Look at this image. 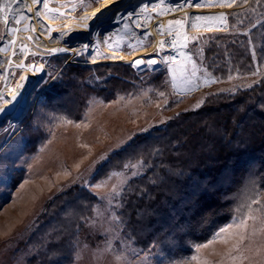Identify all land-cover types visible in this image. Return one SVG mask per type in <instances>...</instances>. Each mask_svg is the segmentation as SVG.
Segmentation results:
<instances>
[{"label": "trees", "instance_id": "16d2710c", "mask_svg": "<svg viewBox=\"0 0 264 264\" xmlns=\"http://www.w3.org/2000/svg\"><path fill=\"white\" fill-rule=\"evenodd\" d=\"M240 6L228 13L226 31L203 37L201 63L225 88L206 90L199 107L200 101L171 113L163 125L136 133L109 153L93 176L97 181L125 170L126 163L145 161L115 208L121 237L144 256L170 263L190 258L194 245L206 243L230 222L246 187L258 186L264 202V0L244 6L240 0ZM257 68L258 74L251 75ZM58 75L22 131L29 157L44 147L51 129L80 122L93 99L107 103L144 93V107L159 104L163 111L174 110L184 99L172 91L163 68L142 75L124 62L66 63ZM24 175L23 169L15 170L11 187ZM65 185L37 213L22 244L28 251L25 264L75 263L97 196L78 183Z\"/></svg>", "mask_w": 264, "mask_h": 264}, {"label": "rangeland", "instance_id": "374dc122", "mask_svg": "<svg viewBox=\"0 0 264 264\" xmlns=\"http://www.w3.org/2000/svg\"><path fill=\"white\" fill-rule=\"evenodd\" d=\"M66 1L65 19H80L81 16L87 14L88 10L102 2V0H95L94 3H91L89 7L83 10L77 8L73 15L70 16L67 13H70L72 0ZM173 2H177V0H164V3H160V0H123L122 5H116L119 8L117 14L127 16L128 13H135V15L123 23L105 25L100 30L102 31L101 36L89 35V32L95 29V25L91 21L85 23L89 25V28L74 29L61 39L58 36L59 31L57 29L54 30L53 34L58 36L63 44H68L70 48L90 44L98 46L99 50L87 49L79 55L76 52L59 53L47 50L46 52L29 56L27 63L38 61L44 65L46 73L43 79L46 83L42 89L33 91L30 107L20 120L12 121L13 127L9 128L7 123L0 120V264H25L28 251L24 247L22 248V244L32 228L37 213L43 202L56 190L66 187V185H62L67 182L71 184L78 183L93 191L97 196L95 208L99 206L101 211L106 210L105 217L110 216L115 211V208L109 206L107 200L101 201L97 193H106L111 188V185L116 183V178L109 181L106 188L94 189L89 186L105 181L109 176L92 181L94 174L106 160L108 154L123 147L136 133L145 131L143 129L148 130L152 127L163 125L171 113L194 107L206 90L225 88V85H219L218 83L204 85L201 82L199 87H194L192 90H184L185 87L181 84V81L186 80V77L191 73L193 61L199 69L198 75L205 71V67L201 63L205 46L203 37L206 33L215 32L216 30L194 31L190 27L186 28L190 40L198 32L203 34L200 40L189 44V51L193 55V60L187 59L186 56H175L176 59L170 66L164 61V58L171 56L169 55L171 53L154 47L156 35L153 33V29L158 30L156 33L160 34L159 36L164 34L166 30L163 29L162 33V28L160 27L164 18L169 21L176 19L184 21L185 16L182 11L186 9L199 10L202 8V11L213 10V12L221 9L218 5L202 4L199 8L184 5L185 9L173 12L169 10L170 7L175 6ZM143 3L149 5L151 10L153 4L159 5V9L162 7L165 9L163 8L159 12L151 11L150 15H148L144 11H139ZM41 4L43 3L41 2ZM167 4L169 8L166 6ZM50 7L59 8L56 0H52ZM234 7L235 5L232 8H226L227 20L228 13ZM38 9L42 10L40 7ZM56 18L57 15L50 16L52 20ZM39 20H45L46 22L43 17H40ZM137 24L140 27H136ZM181 30L182 26L177 25L174 33L179 32L181 34ZM110 31L115 34L107 42H103V36H107ZM0 36H4V26L1 19ZM3 40L4 38L0 39V48ZM111 51L129 56L140 53L138 59L143 61L156 59L158 63L156 65L142 64L134 67L131 61L117 60L116 55L111 56ZM97 58L99 59L96 61L95 59ZM103 62H124L130 64L142 75L149 70L163 68L166 70V81L172 91L184 99L172 111H163L158 106L159 104L144 107L141 102L142 98L145 97L144 93L138 97H130L129 99L117 98L107 103L99 99H93L80 122H67L57 126L55 129H51L44 147L40 148L36 154L30 157L27 156L24 153V135L22 131L36 111L37 103L43 91L59 76L58 74L63 65L66 63L90 65ZM7 63L8 57H3L0 52L1 75L6 73ZM20 74V69L14 71V80ZM173 77L175 78V91L171 83ZM2 89L3 86L0 83V91ZM178 90L183 91L179 92ZM76 125H80V127ZM18 169H23L25 175L19 184L12 188L13 172ZM112 172H124L129 179L133 177L131 170L117 169ZM86 180L89 185H85ZM262 196L264 197V193ZM115 203L116 201H113V204ZM113 226L110 221L102 220L93 211V215L86 223L84 232L79 239L77 253H80V258L77 259L76 257L74 264H196L190 258L181 262L170 263L164 258H150V256H144L139 252H137L139 258L127 252L126 260L117 261L115 257L120 255L121 251L126 252V248L117 240L113 241V247L117 248L116 252L109 251L97 259L92 255V252L98 247L103 248L105 246L107 233L104 230ZM119 240H123L128 247L134 249L129 242L121 237L120 231ZM214 247L217 252L224 250V245L221 243H216ZM201 254L212 261L219 259L218 256L212 255L211 247L201 249Z\"/></svg>", "mask_w": 264, "mask_h": 264}, {"label": "snow or ice", "instance_id": "6c2138e0", "mask_svg": "<svg viewBox=\"0 0 264 264\" xmlns=\"http://www.w3.org/2000/svg\"><path fill=\"white\" fill-rule=\"evenodd\" d=\"M43 3V8L46 13H52L54 16L59 15L63 17L65 15L64 12L61 11L60 8H50L49 0H31L32 5ZM95 0H72L70 11H76L77 8L83 10L90 6L91 3H94ZM160 3H164V0H160ZM244 5L249 4V0H242ZM110 7H105L103 9H96L95 12L91 14H85L80 17L81 20L91 21L93 25H95V29L89 32V35L101 36V29L104 28L105 25H113L114 23H123L125 20L130 19L135 13H128L127 16L118 15L119 8L116 5H122L123 0H109ZM218 5L221 8H232L234 5L237 7L240 6V0H177V3L174 7H170L171 11H178L184 5H188L190 7L199 8L201 5ZM257 4L259 5V0H257ZM14 5H22V7H13ZM149 5L142 4L141 9L143 11H147ZM159 5L153 4L152 11L155 12ZM27 8L28 12H32L33 8L24 3V0H2L0 2V18H2V22L5 28L4 36H0V39H3L7 36L8 33H12V38L9 39V45H15L16 36L15 34L21 29L18 27L12 26V22L14 21L15 25H20L23 20H30L31 17H26L24 15L23 9ZM255 11V9H252ZM161 14H163L161 12ZM41 15L40 11L35 12V16L39 17ZM200 21L211 22V23H198ZM243 23V21H240ZM218 23L220 27H214V24ZM259 24L260 21L258 20ZM170 26L169 35L171 36L173 33L171 31L177 25L185 26L190 28L199 29L201 27L205 28L206 31H226L228 27L227 14L224 12L219 13L215 16H189L186 21L182 20H170L168 21ZM85 28H89L88 24L84 25ZM136 27H140L139 24ZM163 28V25L160 26ZM255 27V25H252ZM35 31V27L31 25H25L24 29ZM49 31H51L49 29ZM114 32H109L107 36H103V42H107ZM61 37L67 36L68 32H61ZM202 33H199L189 39L187 34L183 35V43H180L181 34L179 32L176 33L175 39L171 41V47L176 48L180 47L185 49V52L181 53L186 56L187 59L193 60V55L189 51V44L195 41H198L202 38ZM27 39H33L32 36H28ZM164 41L160 42L159 47L162 49L164 46ZM89 47H95V45L83 44L80 49L75 50L79 55L82 51L89 49ZM27 48V45H21L20 52L22 55H26L24 49ZM5 51L4 48H0V52ZM51 52L57 51H70V49H50ZM12 55H16V51L14 50ZM176 57L174 56H166L164 61L168 63L170 66L172 62L175 61ZM94 62V60H93ZM9 65H11V59L8 60ZM158 62L156 59H149L147 61H143L141 59H136L134 61L133 66H140L142 64L146 65H156ZM17 68H34L35 72L39 73L43 69V65H25L23 61L17 63L15 65ZM155 71L156 69H152ZM198 67L196 63L193 61L192 71L186 77V87L184 90H192L194 87H199L201 82L204 85H208L211 83L220 82V78L214 77L211 74L204 72L199 73L198 75ZM259 72V68L256 71H253L251 75L256 76ZM228 80H232L233 76L229 75L227 77ZM27 76L20 75L19 80L17 81L14 88L7 87V78H5V87L6 91H0V120H3L8 124L9 128L13 127V119L17 118L20 114L26 111L30 105L28 102V97L32 95V92H29L26 86ZM43 77H40L33 85L32 91H36L37 89H42L44 87ZM172 87L175 91V78H172ZM220 92L224 91H235V87L230 89H220ZM147 95V94H146ZM159 97H165L164 92L157 93ZM119 99H123L122 97ZM167 101L165 100V104ZM203 101H200L196 106L199 107ZM159 106V105H158ZM68 123H72V121H68ZM80 127V125H76ZM146 130V129H143ZM125 170H131V175L136 176L140 174V170L145 167V161L139 160L135 163L129 162L124 164ZM116 178V183L111 185V188L106 193H97L100 196L101 201L107 200L109 206L116 208L119 206V201L117 197L120 196L123 186L127 184L128 177L125 176L124 172H112L109 174L105 181L89 185V182L86 180L85 185H89L94 189H102L108 186V182ZM113 201H116L113 204ZM97 216L101 217L102 220L110 221L113 227L106 228L104 231L107 233V238L105 240V246L103 248L98 247L92 252V255L99 259L105 253L112 251L116 252L117 248L113 247V241L117 240L122 246L126 248L125 251H121L120 255H117L115 259L117 261H122L127 259V252H130L132 255H135L139 258V254L135 249L128 247L123 240H119V227L122 223L120 216L116 215L115 211L111 213L110 216L105 217V211H101L100 207L94 209ZM216 243H221L224 245V250L217 252L215 250L214 245ZM87 247V246H85ZM212 248V255H216L219 257L218 260L212 261L207 256H203L201 254V249ZM195 254L190 257L192 261H195L196 264H264V202L260 200V193L258 191V186L253 185L252 187H246L243 194L241 195L240 202L237 204L234 209L233 216L230 222L222 227H220L217 231H215L211 239H209L204 244H196L194 245ZM80 258V253H77V259Z\"/></svg>", "mask_w": 264, "mask_h": 264}, {"label": "bare ground", "instance_id": "6f19581e", "mask_svg": "<svg viewBox=\"0 0 264 264\" xmlns=\"http://www.w3.org/2000/svg\"><path fill=\"white\" fill-rule=\"evenodd\" d=\"M134 1H138V0H134ZM52 2V0H49V7H50V3ZM59 8L61 9L62 12L65 13L66 15V3L67 1L66 0H56ZM24 3H26L28 6H31L33 8V11L32 12H28L27 11V8H24L23 11H24V15L26 17H31L30 20H23L21 22L20 25H15L14 24V21L12 22V26L14 27H18L20 28L21 30L18 31L15 36H16V43L15 45H9L8 41L9 39L12 38V33H8L6 37H4V40H3V43H2V47L1 48H4L5 51L1 52L3 57H8V60L11 59V65H9V63H7V71L5 74L1 75L0 74V83H2V86H3V89L1 91H6V87H5V78H7V87L8 88H14L17 81L19 80V77L20 75H25L27 76V81L25 82L26 83V86H27V89L29 90V92H32V89H33V85L36 83V81L38 79H40V77H43L45 76V67H43V69L37 73L35 72L34 68L32 69H29L27 67L25 68H17L15 67V65L17 63H20L21 61H23V63L27 66V65H43L41 62H30V63H27L26 61L28 60L29 56H33V55H36V54H40V53H43V52H46L47 50H50V49H53V48H57V49H70V51H57L59 53H65V52H76L75 50H78L80 49L81 47L80 46H74L72 48H70L68 46V44H63V42H61L59 40V37L60 39L62 38L60 33L61 32H71L72 30L74 29H80L82 27H84L85 23L87 21L85 20H81V19H65L64 16L61 17L59 15H57V18L52 20L50 19V16H52L53 14L51 13H46L44 8H43V4L41 3H38V4H35V5H32L31 3V0H24ZM147 3V2H146ZM177 2H173V4H176ZM144 4V3H143ZM110 4H109V0H102V2L99 3V5L97 6H94L93 8H91L90 10H88L87 14H91L92 12H95L96 9H103L105 7H108ZM42 9L41 11L38 9L39 7ZM168 8H169V5L167 4L166 5ZM13 7H22V5H14ZM242 6H239V7H234L233 9H236V8H240ZM51 8V7H50ZM164 7H162L161 9L157 8L156 11H161ZM227 7L225 8H221L220 10H217V11H214L213 10H204L202 11L201 9L199 10H193V9H189V10H183L185 9L184 7H182L180 9L183 10L182 13H184L183 15L185 16V20L186 21L188 19L189 16H195V15H200V16H215V15H218L219 13L221 12H224L225 14H227ZM165 9V8H164ZM36 11H40L41 15L39 17L35 16V12ZM139 11H143L141 8L139 9ZM151 8L148 7L147 11H144L145 13H147L148 15H150V12H151ZM73 12L74 11H70V13L68 12L67 14H70V16L73 15ZM174 12V11H173ZM40 17H43L44 19H46V22L45 20L41 21L39 20ZM1 21H2V18H0ZM177 20V19H176ZM168 21L166 18H164L161 22V24L163 25V28H162V33H163V29H165L166 31H164V34H162L161 36H159L156 31V29H153V33L156 35V40H155V44H154V47H157L158 49H161L159 47L160 45V42L161 41H164V46L162 48V50H165V52L169 51V55L171 56H184L182 55L181 53L184 52L185 49L183 48H180L179 46L176 47V48H173L171 47V41L173 39H175V27L172 28V34L173 36H170L169 35V30L168 29L170 26L168 24ZM3 23V22H2ZM198 23H211V22H205V21H200ZM25 25H31L33 27H35V31H31L30 29L25 31L23 30ZM4 26V25H3ZM214 27H220V25L218 23L214 24ZM186 28H187V25L185 26H182V30H181V36L183 37L184 34H187L186 32ZM49 29L51 31H49ZM57 29L59 32H58V36H55L53 33H54V30ZM191 30H197L195 28H190ZM199 31H206L205 28L201 27L198 29ZM4 33H5V28H4ZM28 36H32L33 39L29 40L27 39ZM181 37L180 39V43H183V38ZM26 44L27 45V48L24 49V52L26 53V55H22L21 52H20V47L21 45H24ZM16 51V55H12L13 51ZM89 50H99L98 46H95V47H89ZM112 52V55H116L117 56V60H124V61H131L133 62L134 64V61L136 59H138V53H135L133 54L132 56H129V55H123V54H119V53H115L114 51H111ZM99 58L95 59L96 61L98 60ZM44 66V65H43ZM17 69H20L21 70V74L18 76V78H16L14 80L13 78V73L14 71H16ZM3 77V78H2ZM186 80H183L181 81V84L184 85V87H186ZM179 92H182L183 90H178ZM28 102H29V105H30V102H31V96L28 97ZM28 110V109H27ZM26 110V111H27ZM24 111L22 114H20L17 118L13 119V121H18L24 114L25 112Z\"/></svg>", "mask_w": 264, "mask_h": 264}, {"label": "water", "instance_id": "95a60500", "mask_svg": "<svg viewBox=\"0 0 264 264\" xmlns=\"http://www.w3.org/2000/svg\"><path fill=\"white\" fill-rule=\"evenodd\" d=\"M20 120V119H19Z\"/></svg>", "mask_w": 264, "mask_h": 264}]
</instances>
